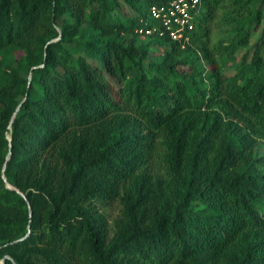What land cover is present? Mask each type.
<instances>
[{
  "label": "trees",
  "instance_id": "obj_1",
  "mask_svg": "<svg viewBox=\"0 0 264 264\" xmlns=\"http://www.w3.org/2000/svg\"><path fill=\"white\" fill-rule=\"evenodd\" d=\"M170 1L0 0V264H264V0Z\"/></svg>",
  "mask_w": 264,
  "mask_h": 264
},
{
  "label": "built area",
  "instance_id": "obj_2",
  "mask_svg": "<svg viewBox=\"0 0 264 264\" xmlns=\"http://www.w3.org/2000/svg\"><path fill=\"white\" fill-rule=\"evenodd\" d=\"M203 0H171L168 5L152 6V15L159 19L174 39L182 38L184 31L193 27L192 11L200 7ZM140 33H151V29H140Z\"/></svg>",
  "mask_w": 264,
  "mask_h": 264
},
{
  "label": "rangeland",
  "instance_id": "obj_3",
  "mask_svg": "<svg viewBox=\"0 0 264 264\" xmlns=\"http://www.w3.org/2000/svg\"><path fill=\"white\" fill-rule=\"evenodd\" d=\"M206 10H207V4L205 3L204 6H203V10H202V12L200 13V15L203 14ZM149 19H150V21H154V18L151 16L150 13H149ZM263 34H264V25H263L262 27H260V28L257 30V32L255 33V35H254V37H253V39H252V44H253V46L255 45L256 42L262 40ZM142 39H143V41L148 42V38H147V37H143ZM245 52H246V49H242V50L240 51L241 54H242V53H245ZM106 210H107V212L109 213L111 219H112L113 217H115V216L118 214V212H119L118 207H117L116 205L113 206V207H108Z\"/></svg>",
  "mask_w": 264,
  "mask_h": 264
},
{
  "label": "water",
  "instance_id": "obj_4",
  "mask_svg": "<svg viewBox=\"0 0 264 264\" xmlns=\"http://www.w3.org/2000/svg\"><path fill=\"white\" fill-rule=\"evenodd\" d=\"M20 108H21V104L19 105V107L17 108L15 114L13 115L14 118L17 116L18 112L20 111ZM14 118H13V120H14ZM11 154H12V151H10V153H9V155H8V157H7V161L10 159ZM6 169H7V163H6L5 166H4V178H5L6 181H8L7 176H6ZM9 187H10V188H13V186H11L10 184H9ZM10 258H11V257H10Z\"/></svg>",
  "mask_w": 264,
  "mask_h": 264
}]
</instances>
